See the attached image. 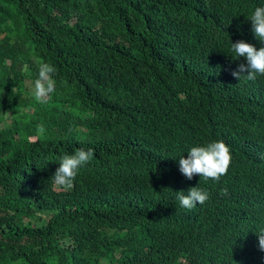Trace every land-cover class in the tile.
I'll return each mask as SVG.
<instances>
[{
  "label": "trees",
  "instance_id": "16d2710c",
  "mask_svg": "<svg viewBox=\"0 0 264 264\" xmlns=\"http://www.w3.org/2000/svg\"><path fill=\"white\" fill-rule=\"evenodd\" d=\"M256 7L0 0V264H264V86L225 71ZM41 63L56 68L45 103ZM220 140L226 175H182L181 156ZM79 148L93 158L55 186ZM196 186L209 199L188 210L176 192Z\"/></svg>",
  "mask_w": 264,
  "mask_h": 264
},
{
  "label": "clouds",
  "instance_id": "9594fccd",
  "mask_svg": "<svg viewBox=\"0 0 264 264\" xmlns=\"http://www.w3.org/2000/svg\"><path fill=\"white\" fill-rule=\"evenodd\" d=\"M248 23L243 29V34L231 42L228 51L229 66L226 68L227 78L234 85L247 87L248 90L257 93L264 86V47L258 46L264 43V7H256L248 18ZM56 68L49 63H41L38 78L34 81L33 96L45 103L51 94L55 92L56 81L54 79ZM253 86L251 90L249 86ZM220 94V87H219ZM43 124L38 125L37 133L45 134ZM94 149H76L74 154L62 156L59 167L56 169L52 180L54 185L62 189H70L78 174L79 169L91 161ZM232 155L230 147L222 140L208 143L205 146L191 147L187 152V158H179V170L188 180L194 175H199L205 180L219 181L226 175L231 165ZM180 205L188 210L198 204L203 205L209 199V193L198 186L191 187L188 193L176 192ZM228 190H221V195H227ZM259 248L264 251V229L257 233ZM180 262L183 260L180 259ZM184 263V262H183Z\"/></svg>",
  "mask_w": 264,
  "mask_h": 264
},
{
  "label": "rangeland",
  "instance_id": "374dc122",
  "mask_svg": "<svg viewBox=\"0 0 264 264\" xmlns=\"http://www.w3.org/2000/svg\"><path fill=\"white\" fill-rule=\"evenodd\" d=\"M30 112H32V109H30ZM5 121H6L7 124L9 123V115L5 116Z\"/></svg>",
  "mask_w": 264,
  "mask_h": 264
}]
</instances>
